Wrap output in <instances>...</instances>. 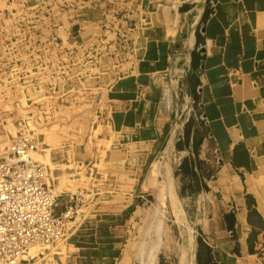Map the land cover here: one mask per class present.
Masks as SVG:
<instances>
[{
	"label": "crops",
	"instance_id": "crops-1",
	"mask_svg": "<svg viewBox=\"0 0 264 264\" xmlns=\"http://www.w3.org/2000/svg\"><path fill=\"white\" fill-rule=\"evenodd\" d=\"M8 7L18 14L25 0ZM71 15L59 38L100 43L116 26L131 59L102 81L94 127L112 192L70 222L69 255L48 264L145 259L131 229L151 225L164 202L173 210L167 177L193 229L194 264H252L264 243V0H87Z\"/></svg>",
	"mask_w": 264,
	"mask_h": 264
},
{
	"label": "rangeland",
	"instance_id": "rangeland-1",
	"mask_svg": "<svg viewBox=\"0 0 264 264\" xmlns=\"http://www.w3.org/2000/svg\"><path fill=\"white\" fill-rule=\"evenodd\" d=\"M38 1L30 6L25 0V10L13 14L9 0H0V145L12 143L20 133L33 137L38 146L34 152L43 156L42 161H36L44 163L47 185L55 191L51 182L61 187L65 182L70 185V189L58 192L62 199L78 193L90 194L89 203L76 216L79 218L112 192L106 187L108 181L99 151L92 152L94 127L107 88L102 81L108 83L107 74L116 70L123 74L126 70L123 65L131 59L128 52L131 42L126 32L116 31L113 26L112 32H118L117 36L106 37L100 43L86 39L75 47L72 41L59 38L55 29L60 20L69 27L72 11L87 0ZM95 46L97 50L91 52L89 47ZM0 149L4 154L8 147ZM180 170L179 177L181 172L189 174L191 166L183 165ZM163 185L174 197L173 210L164 202L157 209L163 211H158L151 225L140 222L131 229L130 247L134 240L148 247L147 257L133 264H180L186 231L190 229L193 235L191 225L183 219L170 177L164 179ZM70 225V222L65 225L64 236L53 249L42 247L40 258H28L23 264H48L53 256L69 255L73 244L68 235ZM128 261L129 252L121 263Z\"/></svg>",
	"mask_w": 264,
	"mask_h": 264
},
{
	"label": "built area",
	"instance_id": "built-area-1",
	"mask_svg": "<svg viewBox=\"0 0 264 264\" xmlns=\"http://www.w3.org/2000/svg\"><path fill=\"white\" fill-rule=\"evenodd\" d=\"M37 141L25 133L11 148V157L0 159V264H23L34 246H51L64 236L65 225L90 201V194L65 198V209L56 214L59 195L46 183L45 168L31 152ZM252 264H264V243Z\"/></svg>",
	"mask_w": 264,
	"mask_h": 264
},
{
	"label": "bare ground",
	"instance_id": "bare-ground-1",
	"mask_svg": "<svg viewBox=\"0 0 264 264\" xmlns=\"http://www.w3.org/2000/svg\"><path fill=\"white\" fill-rule=\"evenodd\" d=\"M193 40V39H192ZM188 106V104H187ZM181 117L178 118V121H179V124H181ZM180 126V125H179ZM17 138H19V136L15 137L13 142L11 143V141L9 142H4L3 144H1L0 146L1 147H4L5 145H7L8 149L6 150V152L3 154L1 153V149H0V154H3L2 156H0V159H6L8 157H11V148L14 144V142L17 140ZM31 156L33 158V160L39 164H41L42 166H44L43 164L44 163H41L40 161H36V159L38 160H41L43 159V156H40L37 152H31ZM45 168V167H44ZM45 172L46 169H45ZM171 184V183H170ZM50 185L52 187H54L55 189H57V191H55L54 189H51L50 187V190L55 194V195H58L61 190L63 189H70V185L66 184V182L64 183V185L61 187L60 184L57 185V182L55 183H50ZM72 185V184H71ZM171 187V186H169ZM162 197V196H161ZM172 197V196H171ZM171 199H174V197H172ZM176 200V199H175ZM161 201V200H160ZM160 203V202H159ZM174 205V204H173ZM178 205V204H176ZM176 207V206H175ZM183 216V215H182ZM181 225V224H180ZM187 232V233H186ZM185 233V239H184V242H183V245H181V263L180 264H193V235L191 233V230L188 229ZM42 247H48V248H51L53 249L54 245H51V246H34L30 249V252H29V255L31 258H40V249H42ZM151 251H155L156 250H151ZM51 252V251H50ZM55 252V251H54ZM154 258V256H152ZM28 259V258H27Z\"/></svg>",
	"mask_w": 264,
	"mask_h": 264
}]
</instances>
